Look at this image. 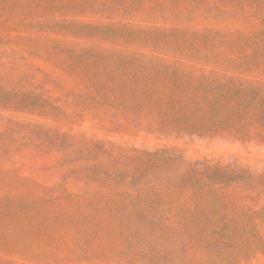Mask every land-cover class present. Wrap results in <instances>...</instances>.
<instances>
[{"label": "rangeland", "instance_id": "1", "mask_svg": "<svg viewBox=\"0 0 264 264\" xmlns=\"http://www.w3.org/2000/svg\"><path fill=\"white\" fill-rule=\"evenodd\" d=\"M0 264H264V0H0Z\"/></svg>", "mask_w": 264, "mask_h": 264}]
</instances>
